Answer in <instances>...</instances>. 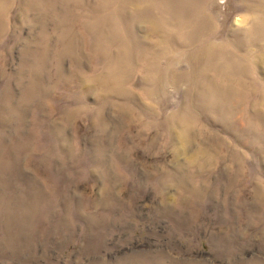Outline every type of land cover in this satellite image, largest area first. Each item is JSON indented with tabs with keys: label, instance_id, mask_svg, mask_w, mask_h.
<instances>
[{
	"label": "rangeland",
	"instance_id": "1",
	"mask_svg": "<svg viewBox=\"0 0 264 264\" xmlns=\"http://www.w3.org/2000/svg\"><path fill=\"white\" fill-rule=\"evenodd\" d=\"M0 264H264V0H0Z\"/></svg>",
	"mask_w": 264,
	"mask_h": 264
},
{
	"label": "bare ground",
	"instance_id": "2",
	"mask_svg": "<svg viewBox=\"0 0 264 264\" xmlns=\"http://www.w3.org/2000/svg\"><path fill=\"white\" fill-rule=\"evenodd\" d=\"M189 6H184L182 11H181V16L185 17L187 14V10H188ZM176 15V14H175Z\"/></svg>",
	"mask_w": 264,
	"mask_h": 264
}]
</instances>
